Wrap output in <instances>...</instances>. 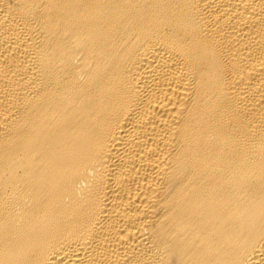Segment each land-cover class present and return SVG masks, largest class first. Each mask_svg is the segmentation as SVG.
<instances>
[{"label":"bare ground","instance_id":"obj_1","mask_svg":"<svg viewBox=\"0 0 264 264\" xmlns=\"http://www.w3.org/2000/svg\"><path fill=\"white\" fill-rule=\"evenodd\" d=\"M0 264H264V0H0Z\"/></svg>","mask_w":264,"mask_h":264}]
</instances>
